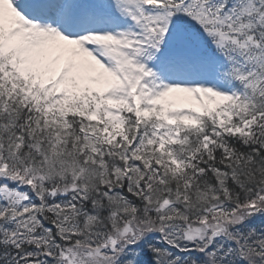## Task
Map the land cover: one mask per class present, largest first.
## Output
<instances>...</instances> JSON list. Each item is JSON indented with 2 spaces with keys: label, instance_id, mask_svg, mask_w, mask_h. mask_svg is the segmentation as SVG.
I'll list each match as a JSON object with an SVG mask.
<instances>
[{
  "label": "trees",
  "instance_id": "trees-1",
  "mask_svg": "<svg viewBox=\"0 0 264 264\" xmlns=\"http://www.w3.org/2000/svg\"><path fill=\"white\" fill-rule=\"evenodd\" d=\"M206 129L209 128L206 127ZM186 132L187 135L177 144V151L173 149L178 156L193 153L191 157L189 155L186 157L188 162L186 168L176 169L162 159L161 173L163 175L158 183L151 186L146 180L151 167L147 168L145 164H142L139 169L140 163L137 166L135 161L131 160L129 177L121 186H118V190H122L120 197L118 196L120 192L117 191L109 196L106 195L110 193L108 191L110 186L108 189L103 187L100 191H96V187L103 183L102 178L86 177L84 180L87 185L98 182L93 193L89 194L88 191L87 196L76 198V202L86 210L85 200L90 203L86 205L92 210L94 223L91 222L86 226V219L76 213L73 214L72 209L63 208L60 213L51 212L47 205L44 208V215L46 221L52 223L54 233L58 235L56 228H60V224L66 222L68 218H73L75 225L81 224L82 232L70 233L68 242L71 244L78 239L81 240L79 243L84 244L83 246L95 248L101 242L96 229H107L105 233L109 236L134 220L137 224L152 222L156 227L162 226V228L172 226L167 241L175 244L177 239L172 235L173 226L186 229L187 225L198 221L205 214L210 215L214 208L226 204L231 207L240 206L246 202L247 198L264 189V141H260L263 139L259 136L260 132H257L245 147L241 141L226 142L230 152L228 154H225L223 150L206 152L207 149L203 145V132L192 129ZM72 142L77 140L73 137ZM67 147L73 151L70 144ZM157 153L168 160V155L165 153ZM60 178L53 175L46 180L56 183ZM62 217L65 218L61 219ZM91 228L94 231L90 230ZM171 249L163 244L158 252L154 253L155 259L160 264H190L188 256H184L181 260L172 259ZM138 260L137 257L129 258L123 264H138ZM140 264L149 263L141 261Z\"/></svg>",
  "mask_w": 264,
  "mask_h": 264
},
{
  "label": "rangeland",
  "instance_id": "rangeland-1",
  "mask_svg": "<svg viewBox=\"0 0 264 264\" xmlns=\"http://www.w3.org/2000/svg\"><path fill=\"white\" fill-rule=\"evenodd\" d=\"M102 1V0H98ZM104 2H107L111 5L116 7V11L118 12H130L133 16L136 18L142 20V16H146V19L149 21H154L155 19L160 18V13L157 11V9L154 8H147L146 5H143L140 0H103ZM210 6H217L218 1L212 0L210 1ZM16 21V18H13ZM8 25V23L3 19L0 18V26ZM21 30L23 34L26 32V28L19 25L18 21L14 22V24L6 30V34L8 35H17L18 31ZM131 33L128 31H124L121 29H114L111 34V40L113 42L117 43H125L129 42L133 39L129 37ZM28 38L31 41V44L24 43V40L20 41V45L22 46V52L25 51L26 48H30L33 50L34 55L32 56V59H34V68L37 77L40 80V84L44 83V73L47 71V68H42L41 63L38 62V51L40 52L42 48H39L41 46L39 39L31 37L30 35ZM138 43H141L142 40L137 37L136 38ZM143 49H141L140 56L138 57L137 63H139L137 66H135L134 69H131L134 65V62L136 59L133 57L131 59V62H128V70H129V81L125 84H122L117 81L113 83L114 88H107L104 85H100L98 83L99 79H91L92 77H88L85 70L82 68L77 67L76 61L71 59L70 54H65L64 56H67L66 59H69V70L66 72H70L71 77V83L73 87L68 86V93L75 92V90L78 89L79 93L82 90L89 91V89H95L100 92H105L106 94H110L112 99L120 101H127L130 99V95L133 92V89H136V93L138 97L143 100L144 103L148 105V107H155L157 105H160V107L165 108V112L171 111L170 118L173 119L177 115H181L186 117L187 120L193 119V117L200 114L199 110L200 108H203V104L208 107L209 110L214 109L216 106H218L221 103H227L229 102L232 97L230 93L222 92L220 90H215L210 88L204 81L201 88L199 90L194 91L193 89H188L184 87H177L175 84L172 88L171 84L166 83L165 87H163L162 91L157 90L160 89L156 85L160 83V78L158 79L157 70L149 67L148 65L143 62L141 58H144L142 54L144 52H148V46L143 47L141 44H139ZM143 50V51H142ZM22 56V54H20ZM131 58V57H129ZM103 66V65H102ZM101 66V67H102ZM103 68V67H102ZM109 70L107 69H101L98 68L95 70V72L98 75H107V72ZM208 76L212 79H216V76H214L212 73H209ZM118 85V86H117ZM68 95V94H66ZM86 101V98L83 99ZM205 106V107H206ZM204 107V108H205ZM203 109H201L202 111ZM112 115L116 117V114L112 112ZM1 194L4 197H10L15 198V200L22 201L24 199V196L18 195L19 189H16L14 192L9 191L8 189H1ZM226 222V226L223 229H226L230 225L228 220H224ZM210 225L211 223H206L204 226L201 227V230L204 232L202 235V238H200L198 241H194L195 246L198 245V249L201 251H204L203 253H206L210 251L212 246V243L209 242H203L204 237H207V234L210 233ZM224 238H218L215 240V246L213 248L214 252L219 254H225L226 251L231 252L233 249V246L227 247L228 243ZM107 251V250H106ZM201 251H198V254H201ZM110 259H104L103 262L100 264H104L106 262H109Z\"/></svg>",
  "mask_w": 264,
  "mask_h": 264
},
{
  "label": "bare ground",
  "instance_id": "bare-ground-1",
  "mask_svg": "<svg viewBox=\"0 0 264 264\" xmlns=\"http://www.w3.org/2000/svg\"><path fill=\"white\" fill-rule=\"evenodd\" d=\"M0 5H4L6 7V9L9 10V5L6 2V0H2L0 2ZM31 31L35 35L34 37L39 38L41 41H43L41 43L45 44V46L42 48V49H46L44 51V54H45L44 62L46 61V59H48L49 56H51L52 51H55V52L56 51H60V52L68 51L69 54H71L72 60L76 59V62H79V63L83 62L84 57H81L79 53L75 52V50H77L79 48L75 40H70L66 37H57V34L55 31H44L40 27H35ZM10 46H11V44H7L6 48H9ZM103 47H104V49H107L106 45H104ZM89 57H90V55L87 52L86 58L89 59ZM53 61L58 62L57 63L58 64V66H57L58 71L60 69H62L60 66L61 61H59V59L56 57V55H54Z\"/></svg>",
  "mask_w": 264,
  "mask_h": 264
}]
</instances>
